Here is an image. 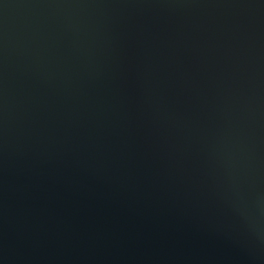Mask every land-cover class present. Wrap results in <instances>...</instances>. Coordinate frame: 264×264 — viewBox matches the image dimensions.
<instances>
[{
	"label": "water",
	"instance_id": "water-1",
	"mask_svg": "<svg viewBox=\"0 0 264 264\" xmlns=\"http://www.w3.org/2000/svg\"><path fill=\"white\" fill-rule=\"evenodd\" d=\"M0 264H264V0H0Z\"/></svg>",
	"mask_w": 264,
	"mask_h": 264
}]
</instances>
